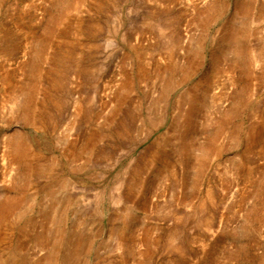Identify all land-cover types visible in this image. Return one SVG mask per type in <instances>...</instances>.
<instances>
[{
    "label": "rangeland",
    "instance_id": "obj_1",
    "mask_svg": "<svg viewBox=\"0 0 264 264\" xmlns=\"http://www.w3.org/2000/svg\"><path fill=\"white\" fill-rule=\"evenodd\" d=\"M0 264H264V0H0Z\"/></svg>",
    "mask_w": 264,
    "mask_h": 264
},
{
    "label": "bare ground",
    "instance_id": "obj_2",
    "mask_svg": "<svg viewBox=\"0 0 264 264\" xmlns=\"http://www.w3.org/2000/svg\"><path fill=\"white\" fill-rule=\"evenodd\" d=\"M18 100H20V99H18ZM14 104H16V103H14ZM187 147V146H186Z\"/></svg>",
    "mask_w": 264,
    "mask_h": 264
}]
</instances>
